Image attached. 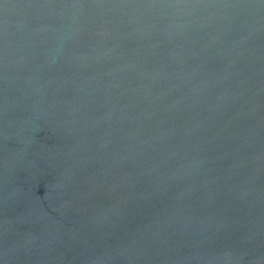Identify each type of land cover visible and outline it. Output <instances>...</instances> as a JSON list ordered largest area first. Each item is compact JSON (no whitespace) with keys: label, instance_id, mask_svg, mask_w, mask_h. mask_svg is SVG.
<instances>
[{"label":"water","instance_id":"water-1","mask_svg":"<svg viewBox=\"0 0 264 264\" xmlns=\"http://www.w3.org/2000/svg\"><path fill=\"white\" fill-rule=\"evenodd\" d=\"M0 264H264V0H0Z\"/></svg>","mask_w":264,"mask_h":264}]
</instances>
